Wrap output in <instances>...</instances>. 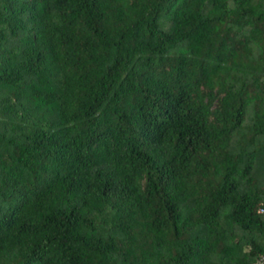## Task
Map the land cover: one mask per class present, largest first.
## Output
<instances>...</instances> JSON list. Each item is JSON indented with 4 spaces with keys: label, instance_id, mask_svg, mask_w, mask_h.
<instances>
[{
    "label": "trees",
    "instance_id": "obj_1",
    "mask_svg": "<svg viewBox=\"0 0 264 264\" xmlns=\"http://www.w3.org/2000/svg\"><path fill=\"white\" fill-rule=\"evenodd\" d=\"M262 255L264 0H0V264Z\"/></svg>",
    "mask_w": 264,
    "mask_h": 264
},
{
    "label": "built area",
    "instance_id": "obj_2",
    "mask_svg": "<svg viewBox=\"0 0 264 264\" xmlns=\"http://www.w3.org/2000/svg\"><path fill=\"white\" fill-rule=\"evenodd\" d=\"M261 211V210H260ZM257 262L259 263V264H264V255H262L258 260H257Z\"/></svg>",
    "mask_w": 264,
    "mask_h": 264
}]
</instances>
